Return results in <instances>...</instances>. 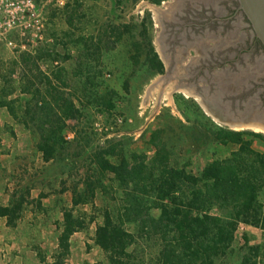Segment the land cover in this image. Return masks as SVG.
Returning <instances> with one entry per match:
<instances>
[{
    "label": "rangeland",
    "instance_id": "rangeland-1",
    "mask_svg": "<svg viewBox=\"0 0 264 264\" xmlns=\"http://www.w3.org/2000/svg\"><path fill=\"white\" fill-rule=\"evenodd\" d=\"M170 2L158 7L149 0H66L63 7L53 2L46 8V35L54 43L36 50L34 54L41 50L50 55L37 61V66L46 73L55 70L54 67L63 70L62 90L79 110L77 119L66 124V144L49 162L38 151V135L32 124L27 125L22 108L29 95L21 94L20 90L30 83L31 92L40 86L33 77L36 70L20 61L23 54L31 53L0 46V102L11 103L15 113L13 117L7 108H0V207H12L22 201L17 218L9 225L10 243H21L20 248L35 253V264L54 263L59 253L57 240L63 210L86 223L83 230L70 238V252L63 264H109L108 256L95 244V231L103 223L105 213L116 216L122 193L110 174L101 177L94 197L84 192V179L93 172L89 170L90 151L105 139H122L125 157L136 153L151 158L150 134L166 128L172 150L171 165L199 175L208 163L223 160L238 149L235 144L205 142L208 118L219 127L264 136L250 127L231 128L219 123L199 100L185 91H176L175 79L164 83L162 76L148 69L145 61L148 39L158 54L159 11L168 8ZM122 25L128 30L122 29ZM144 25L148 29L146 34ZM233 25L235 28L227 35L212 38L211 43L212 47L227 48L229 57L233 56L232 49H248L254 38L248 26ZM118 27L123 34L112 48L117 35L114 29ZM14 40L18 42L17 38ZM227 41L231 43L229 46L225 45ZM194 56L188 55L185 63ZM249 58L246 53L243 61L238 62L236 76L229 66L226 68L223 80L227 86L236 88L241 83L247 89L252 85L250 81L254 83L252 86L262 84L264 59ZM53 59L59 66L53 65ZM24 75L26 81L22 80ZM256 92L260 96L255 95L249 101L263 108V89L257 88ZM117 119L121 122L117 123ZM252 147L264 151V143L258 139L253 140ZM73 199L81 202L73 205ZM260 200L264 203V192ZM212 213L219 214L216 209ZM152 214L158 216L157 211ZM126 229L135 233L133 226ZM251 247L257 248L256 256ZM159 249L153 237L137 236L128 251L134 264H159ZM0 255L8 254L3 251ZM244 258L250 259L246 264H264V230L240 224L231 247L214 263L242 264Z\"/></svg>",
    "mask_w": 264,
    "mask_h": 264
},
{
    "label": "trees",
    "instance_id": "trees-1",
    "mask_svg": "<svg viewBox=\"0 0 264 264\" xmlns=\"http://www.w3.org/2000/svg\"><path fill=\"white\" fill-rule=\"evenodd\" d=\"M163 1L149 0L155 6ZM70 18L67 20L69 26ZM122 29L128 30V27L122 25ZM147 30L144 25L143 33L146 34ZM114 33L117 35L112 48L123 34L119 27ZM147 48L145 61L148 69L155 75L162 74L163 64L150 39ZM46 57L50 55L41 50L34 55L21 56L22 63L31 64L36 70L37 75L33 77L40 86L31 92L29 82V87H23L20 93L29 95L22 106L24 116L27 125L32 124L38 135V151L43 160L49 162L66 144V124L77 119L79 110L62 90L65 84L60 67H54L50 73L39 71L37 61ZM26 76L22 80L26 81ZM52 80L58 85L55 86ZM1 107L7 108L15 117L11 103L2 101ZM167 136L166 128L151 132L148 141L153 151L151 158L136 153L123 156L124 142L115 138L105 139L90 151L92 167L89 170L93 172L84 179L86 195L94 197L101 177L106 174L113 176L122 193L116 216L113 218L105 213L103 223L95 231V244L108 256L109 264H134L128 249L137 236L153 237L158 241L159 264H215V259L231 247L240 224L264 230V203L260 200L264 192V151L252 147L255 139L264 143L262 134L219 127L208 118L205 142L222 146L235 144L238 149L223 160L208 163L199 175L192 174L185 167L171 165L172 150ZM80 202L73 199V205ZM21 206L22 201L12 207H0V216L7 217L8 225H12ZM215 209L219 214L212 213ZM153 211H157L158 216H154ZM85 224L82 219L63 210L57 240L59 253L52 264L64 263L70 252V238L83 230ZM127 226H133L135 233L128 231ZM250 250L256 256L257 248L251 247ZM248 262L250 259L244 258L242 264Z\"/></svg>",
    "mask_w": 264,
    "mask_h": 264
},
{
    "label": "flooded vegetation",
    "instance_id": "flooded-vegetation-1",
    "mask_svg": "<svg viewBox=\"0 0 264 264\" xmlns=\"http://www.w3.org/2000/svg\"><path fill=\"white\" fill-rule=\"evenodd\" d=\"M171 1V2H170ZM165 0L170 2L169 7L159 11L161 31L159 36L158 56L163 64L164 71L162 80L164 83L175 82L176 91H185L194 100L213 97L215 94L223 93L220 87L228 88L223 77L229 66L232 73L237 75L238 62H242L244 54L249 59L263 55L264 51L253 38L248 49L237 48L230 50L233 56L229 57V50L222 47H212V38H220L227 35L235 26H250L237 10L235 0ZM251 30V29H250ZM217 38V39H218ZM234 51V52H233ZM156 52V51H155ZM194 54L193 60L187 61V56ZM166 64V66H165ZM258 87L244 88L243 85L233 88L236 100L241 102L251 100L257 88L263 89L261 98L264 101V80ZM239 84V85H240ZM195 94L196 96L192 95ZM200 96V97H199ZM260 96V95H258ZM257 114L262 116L264 122L263 108L257 109ZM262 128V127H260ZM264 129V128H262Z\"/></svg>",
    "mask_w": 264,
    "mask_h": 264
},
{
    "label": "built area",
    "instance_id": "built-area-1",
    "mask_svg": "<svg viewBox=\"0 0 264 264\" xmlns=\"http://www.w3.org/2000/svg\"><path fill=\"white\" fill-rule=\"evenodd\" d=\"M65 1L0 0V46L34 54L39 47L53 45L54 40L46 35V8L53 2L63 7ZM53 65L58 63L53 62ZM120 122L117 119V123Z\"/></svg>",
    "mask_w": 264,
    "mask_h": 264
},
{
    "label": "water",
    "instance_id": "water-1",
    "mask_svg": "<svg viewBox=\"0 0 264 264\" xmlns=\"http://www.w3.org/2000/svg\"><path fill=\"white\" fill-rule=\"evenodd\" d=\"M235 2L237 10L247 20L253 37L260 43L264 51V0H235ZM230 44L228 41L225 43L227 46ZM257 58L263 60V55H259ZM235 86L240 87L241 84ZM219 88L223 93L205 99L199 96V104L213 119L231 128L233 125L264 128L262 116L257 114L258 108L255 104H252L251 101L236 100L235 93L230 91L234 88L232 85L226 89L220 86Z\"/></svg>",
    "mask_w": 264,
    "mask_h": 264
},
{
    "label": "crops",
    "instance_id": "crops-1",
    "mask_svg": "<svg viewBox=\"0 0 264 264\" xmlns=\"http://www.w3.org/2000/svg\"><path fill=\"white\" fill-rule=\"evenodd\" d=\"M8 120L7 122H9ZM10 231L12 232L11 226L8 225L6 217L0 216V252L5 251L8 254L0 255V264H35V253L27 251L26 247L20 248L21 243H10L12 241ZM10 248L14 251H11Z\"/></svg>",
    "mask_w": 264,
    "mask_h": 264
},
{
    "label": "bare ground",
    "instance_id": "bare-ground-1",
    "mask_svg": "<svg viewBox=\"0 0 264 264\" xmlns=\"http://www.w3.org/2000/svg\"><path fill=\"white\" fill-rule=\"evenodd\" d=\"M232 127H233V128H237V127H241V126L233 125ZM250 128H251L252 130H254V131H259V132H261V133H264V129H262V128H260V127H257V126L251 127V126H250Z\"/></svg>",
    "mask_w": 264,
    "mask_h": 264
}]
</instances>
